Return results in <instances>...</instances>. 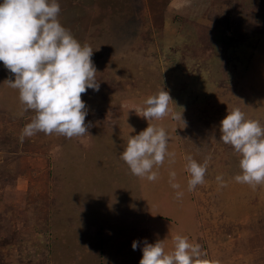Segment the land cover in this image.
Wrapping results in <instances>:
<instances>
[{"label": "rangeland", "instance_id": "374dc122", "mask_svg": "<svg viewBox=\"0 0 264 264\" xmlns=\"http://www.w3.org/2000/svg\"><path fill=\"white\" fill-rule=\"evenodd\" d=\"M58 3L60 23L93 49L100 88L81 97L88 134L21 142L35 113L21 114L7 81L15 77L0 62V264H139L145 240L170 252L176 235L200 245L199 264H264V185L235 182L240 155L219 130L234 108L264 126V0ZM163 89L185 126L137 114ZM148 123L165 128L175 153L154 182L120 159ZM188 155L210 158L193 191Z\"/></svg>", "mask_w": 264, "mask_h": 264}, {"label": "clouds", "instance_id": "9594fccd", "mask_svg": "<svg viewBox=\"0 0 264 264\" xmlns=\"http://www.w3.org/2000/svg\"><path fill=\"white\" fill-rule=\"evenodd\" d=\"M61 12L58 0H3L0 3V62L14 75L8 79L10 87L19 91L24 106L22 113L33 110L35 115L20 134V141L37 133L58 134L73 138L88 134L90 124H85L87 107L82 94L88 89L99 91L97 69L92 60L93 49L81 44L59 20ZM99 50V47L96 49ZM169 92L161 90L144 100L138 115L145 120H163L171 116L182 121V112H175ZM220 140L231 145L240 155L242 174L235 182L247 184L253 189L264 185V126L258 120L246 118L239 108L227 112L220 121ZM170 137L164 127L148 123L146 129L130 136L121 152L122 159L131 173L148 181L159 178V168L168 159L175 163V153L168 150ZM209 159L198 163L191 155L186 156V171L190 173L188 191L205 182ZM169 183L179 189L176 172H169ZM216 180L226 187L222 176ZM183 197L177 191L176 198ZM173 250L165 251L164 240L143 242L139 264H199V244L187 237H173ZM140 242L133 240L132 249Z\"/></svg>", "mask_w": 264, "mask_h": 264}, {"label": "crops", "instance_id": "0c3cea01", "mask_svg": "<svg viewBox=\"0 0 264 264\" xmlns=\"http://www.w3.org/2000/svg\"><path fill=\"white\" fill-rule=\"evenodd\" d=\"M114 252H116V250H114ZM131 260V259H130ZM139 259H137L136 261H134V262H137Z\"/></svg>", "mask_w": 264, "mask_h": 264}, {"label": "trees", "instance_id": "16d2710c", "mask_svg": "<svg viewBox=\"0 0 264 264\" xmlns=\"http://www.w3.org/2000/svg\"><path fill=\"white\" fill-rule=\"evenodd\" d=\"M77 33H78V31H77Z\"/></svg>", "mask_w": 264, "mask_h": 264}]
</instances>
